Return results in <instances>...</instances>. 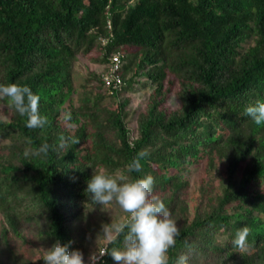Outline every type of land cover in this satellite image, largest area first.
Listing matches in <instances>:
<instances>
[{
  "label": "trees",
  "instance_id": "trees-1",
  "mask_svg": "<svg viewBox=\"0 0 264 264\" xmlns=\"http://www.w3.org/2000/svg\"><path fill=\"white\" fill-rule=\"evenodd\" d=\"M130 1L0 0V84L30 87L48 119L44 128L29 129L2 99L10 117L0 120V264H44L57 240L71 242L85 264L101 247L123 248L113 226L127 214L116 203L90 200L85 189L94 171L129 180L153 176V194L180 228L168 264L181 255L189 264H264V124L244 114L264 102V0ZM250 34L253 44L245 49ZM99 39H109L100 47L106 69L120 53L123 82L142 78L150 89L134 137L125 121L128 100L102 105L122 92L108 94L101 78L93 87L88 80L80 104H71L76 55ZM168 75L180 81L179 106L171 112L161 108ZM61 137L70 140L61 146ZM45 143L47 154L24 155ZM144 149L150 155L142 171L128 173ZM216 160L222 162L217 194L201 179L189 207V167L203 162L210 172ZM244 226L249 247L241 250L232 241ZM105 227L114 242L98 248ZM26 244L29 256L22 253ZM101 264L115 262L104 255Z\"/></svg>",
  "mask_w": 264,
  "mask_h": 264
},
{
  "label": "clouds",
  "instance_id": "clouds-1",
  "mask_svg": "<svg viewBox=\"0 0 264 264\" xmlns=\"http://www.w3.org/2000/svg\"><path fill=\"white\" fill-rule=\"evenodd\" d=\"M5 98L21 117H26L27 128L42 129L48 123L47 117L39 112L40 96L34 94L27 85L0 84V100ZM244 114L256 125L264 124V102L258 100L255 104L248 105ZM70 120L71 114H64L63 121L68 127H71ZM69 140L61 137V146ZM49 148L50 145L45 143L35 152L26 149L24 155L47 154ZM149 155L147 149L138 152L126 166L127 172L142 171L141 160ZM154 183L151 175L129 180L120 173L113 175L94 171L85 189L90 200L102 206L116 203L127 216L123 223L113 226L117 236L123 234V248L99 249L98 254L90 255L89 264H97L104 255H110L115 264H168L167 253L170 248L175 247L180 228L165 203L153 194ZM104 232L114 242L110 229L105 227ZM249 233L247 226L238 229L233 245L241 250L248 248ZM70 243L61 244L59 240L53 243L42 257L44 264H85L83 253L80 250L70 251ZM175 264H189L188 256H179Z\"/></svg>",
  "mask_w": 264,
  "mask_h": 264
},
{
  "label": "rangeland",
  "instance_id": "rangeland-1",
  "mask_svg": "<svg viewBox=\"0 0 264 264\" xmlns=\"http://www.w3.org/2000/svg\"><path fill=\"white\" fill-rule=\"evenodd\" d=\"M132 1V0H131ZM130 1V2H131ZM254 36L250 34L244 41L243 47L246 49L247 47L251 46L253 44ZM109 42L108 40H105L104 42L99 39L94 46H92L91 49L88 51H79V53L76 55V62L74 65L75 72L73 75L74 78V85H75V91L72 94L71 97V104L78 106L80 104V99L82 97V93L84 90V85L88 80H95L91 81V84H93L91 87L95 86L96 83H98L97 79L101 78L102 74L106 72V65L101 63V56L103 50L100 48L105 44L106 42ZM129 51H133V49H129ZM137 82H132L130 85L127 82H124V86L122 89V95L118 98H110L106 97L102 101V105L113 107L114 103L116 104L117 101L122 99H127V109L128 115L126 117V124L127 128L129 130V136L134 137L136 135V121L138 118V115L142 113L146 107L147 100L149 98L150 89L144 82L145 80L140 78L136 80ZM83 88V89H82ZM180 88V81L175 78L172 75L166 76V79L164 81L163 89L167 90V93H164V102L162 104V109L166 112L174 111L179 106V100L177 96V91ZM89 92L94 93L96 92L95 89H91ZM102 92V91H100ZM105 93V92H103ZM10 117V109L9 107L3 102V100H0V120L6 121ZM222 162L216 160L214 162L215 169H212L210 172L206 170V167L204 163H197L193 164L189 167L188 173L185 175L186 179L189 182V188L187 190L188 192V205L189 207L195 206V203L197 202L195 197L197 196V190L200 188V180L201 179H208L209 182H211L212 185V195L217 194L218 192V178L222 169ZM215 171V172H214ZM24 234L26 235V238L28 240H34V233L31 232V229L25 230ZM112 234V233H111ZM108 236L105 234L104 240L100 243L98 248L102 246V243H105L108 240ZM42 249L39 251L35 250L34 255L36 258H39L43 255L41 253ZM22 253L25 256H29L30 252V245L26 244L25 246H22ZM40 254H42L40 256Z\"/></svg>",
  "mask_w": 264,
  "mask_h": 264
},
{
  "label": "built area",
  "instance_id": "built-area-1",
  "mask_svg": "<svg viewBox=\"0 0 264 264\" xmlns=\"http://www.w3.org/2000/svg\"><path fill=\"white\" fill-rule=\"evenodd\" d=\"M107 25L109 29L110 28L109 22L107 23ZM102 41L104 42L105 40ZM122 57L123 56L120 53L112 54L109 58V63L106 72L101 76L103 86L107 90V93L110 95H113L117 91H122L124 86V82L120 76ZM100 249H104V247H101ZM103 257L99 258L97 264H101V262H103ZM86 264H89V261Z\"/></svg>",
  "mask_w": 264,
  "mask_h": 264
}]
</instances>
